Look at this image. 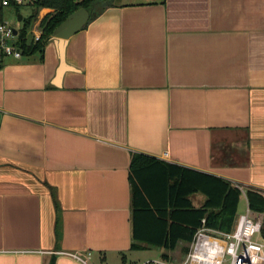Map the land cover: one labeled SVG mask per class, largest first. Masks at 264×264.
I'll return each mask as SVG.
<instances>
[{"label": "crops", "instance_id": "0c3cea01", "mask_svg": "<svg viewBox=\"0 0 264 264\" xmlns=\"http://www.w3.org/2000/svg\"><path fill=\"white\" fill-rule=\"evenodd\" d=\"M64 59L0 68V264L160 261L133 153L264 192V0H113Z\"/></svg>", "mask_w": 264, "mask_h": 264}, {"label": "trees", "instance_id": "16d2710c", "mask_svg": "<svg viewBox=\"0 0 264 264\" xmlns=\"http://www.w3.org/2000/svg\"><path fill=\"white\" fill-rule=\"evenodd\" d=\"M112 1L34 0L27 7L29 11L27 17L23 16L19 23L18 45L22 57L41 54L46 44L51 41L53 32L79 9L84 8L89 14L84 28L90 23L96 11L109 7ZM41 9H48L49 12L40 20L41 35L35 40L31 31ZM3 61L0 62V68ZM129 183L134 207L133 240L137 243L162 247L165 250L160 256L163 262L182 261L188 253L195 233L200 228L225 234L232 232L243 195L248 209L263 215L260 238L264 241V192L258 189L241 187L210 174L138 153L131 154ZM195 195L204 198L198 207H195L191 201ZM140 198L143 202H138ZM138 222L155 224L150 228L154 229V233L142 236ZM135 248L137 245L133 244L132 249ZM178 250L180 261H175L172 256Z\"/></svg>", "mask_w": 264, "mask_h": 264}, {"label": "built area", "instance_id": "2783aa9c", "mask_svg": "<svg viewBox=\"0 0 264 264\" xmlns=\"http://www.w3.org/2000/svg\"><path fill=\"white\" fill-rule=\"evenodd\" d=\"M33 1L0 0V62L6 58L22 57L18 45L19 27L14 25L16 20L20 23L18 16L23 18L18 10L28 7ZM39 24L40 21H36L31 31L35 40L41 35ZM262 218V214L251 212L247 208L238 216L230 233L200 228L182 261L160 260L156 264H264V241L260 238Z\"/></svg>", "mask_w": 264, "mask_h": 264}, {"label": "water", "instance_id": "95a60500", "mask_svg": "<svg viewBox=\"0 0 264 264\" xmlns=\"http://www.w3.org/2000/svg\"><path fill=\"white\" fill-rule=\"evenodd\" d=\"M111 10L112 9H109L108 11H111ZM88 17H89L88 12L84 8H81L75 13L71 14L53 32L51 40H53L57 44L58 49H59L60 66L57 71L58 78H60V76L67 69V66L65 64V59H64V49H65L66 42L72 35L76 34L87 23ZM18 20L21 21V16H18Z\"/></svg>", "mask_w": 264, "mask_h": 264}, {"label": "rangeland", "instance_id": "374dc122", "mask_svg": "<svg viewBox=\"0 0 264 264\" xmlns=\"http://www.w3.org/2000/svg\"><path fill=\"white\" fill-rule=\"evenodd\" d=\"M20 13L24 16V17H27L29 11H28V8L27 7H21L19 9ZM14 26H17L19 27V22L16 20V23ZM245 203H244V198H241L240 202H239V206H238V213L237 215L239 216L240 214L244 213L245 212ZM173 260L175 261H180V253H179V250L176 251L174 254H173Z\"/></svg>", "mask_w": 264, "mask_h": 264}]
</instances>
